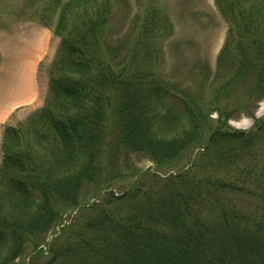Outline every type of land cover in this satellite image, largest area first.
Masks as SVG:
<instances>
[{
	"label": "trees",
	"instance_id": "obj_1",
	"mask_svg": "<svg viewBox=\"0 0 264 264\" xmlns=\"http://www.w3.org/2000/svg\"><path fill=\"white\" fill-rule=\"evenodd\" d=\"M215 5L230 24L216 65L178 83L161 9L116 36L112 0L53 4L45 105L3 132L0 264H264V0ZM243 117L251 131L230 126ZM91 184L105 192L90 204Z\"/></svg>",
	"mask_w": 264,
	"mask_h": 264
},
{
	"label": "rangeland",
	"instance_id": "obj_2",
	"mask_svg": "<svg viewBox=\"0 0 264 264\" xmlns=\"http://www.w3.org/2000/svg\"><path fill=\"white\" fill-rule=\"evenodd\" d=\"M67 1L0 0V48H4L5 42L11 45L19 44V46H15V49L17 48L19 50L31 48L30 42L34 38L32 33L43 32L39 31L43 30L39 27L46 28L47 31H50L53 35L54 42L60 44L61 38L55 35L53 27V24L57 22L58 14L56 13L55 17H53L51 8L55 3L64 4ZM112 3L114 12L112 24L110 23V25L114 29L112 34L116 36L118 35L116 31H121L122 29V35L130 32V30L133 33L134 30L131 28L134 27L135 18L142 17L146 13L147 6L161 9L169 18L172 24L173 34L163 42L161 47V57L163 58L162 72L169 79L178 83L181 81L185 83L189 80L193 81L197 79V75L192 71V67L198 62L209 63L213 68L215 67L218 54L226 41L228 29L230 28V24L217 10L215 0H112ZM48 15L53 17L51 20L52 26L49 27L43 24L44 21L48 20L46 18ZM53 56L55 57V55ZM53 59L49 58L45 63L47 66L42 67V75L45 79H48V88L50 81V65L48 66V64L52 63L54 61ZM7 80L9 81L11 78L6 77L5 79L4 77V81ZM47 95L48 91L45 99ZM31 114L21 121H17L18 115H20L18 114L14 117V125L7 126H18ZM255 117L258 119L264 118V101L259 104ZM7 126L3 128V131ZM230 126L236 130L251 131L254 127V120L243 117L239 120L231 121ZM0 153L3 156L2 148ZM135 161L141 168L154 169L149 160L134 157ZM112 191L117 192L115 195L118 194V191ZM104 192L91 184L83 190L82 195L86 197L85 203L88 202L91 204L98 202L97 199ZM78 212V209H72L63 213L61 222L48 234L46 244H42L38 248V251L42 250L44 252V259L49 257V253L47 254V250L49 249L47 243L52 242L63 228L69 227L71 220L78 215ZM24 260L18 259L14 264H26L29 262V259L26 262Z\"/></svg>",
	"mask_w": 264,
	"mask_h": 264
},
{
	"label": "crops",
	"instance_id": "obj_3",
	"mask_svg": "<svg viewBox=\"0 0 264 264\" xmlns=\"http://www.w3.org/2000/svg\"><path fill=\"white\" fill-rule=\"evenodd\" d=\"M39 28L43 32L32 33L31 48L19 50L15 49L19 44L6 42L4 48H0V151L3 128L14 125L16 115L20 114L17 121H21L45 103L48 79L43 77L42 67L47 66L45 63L49 58H54L59 43L54 42L50 31ZM4 77L11 80L4 81ZM1 161L0 153V164Z\"/></svg>",
	"mask_w": 264,
	"mask_h": 264
}]
</instances>
